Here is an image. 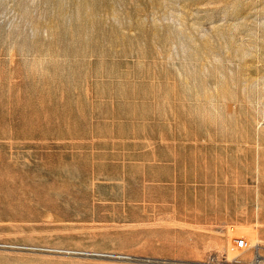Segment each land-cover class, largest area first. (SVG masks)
<instances>
[{
	"label": "rangeland",
	"instance_id": "1",
	"mask_svg": "<svg viewBox=\"0 0 264 264\" xmlns=\"http://www.w3.org/2000/svg\"><path fill=\"white\" fill-rule=\"evenodd\" d=\"M8 56L16 146L0 149V264L250 261L223 229L212 247L187 243L160 219L154 181L124 188L137 175L121 169L152 160L136 139L158 125H174L175 156L191 136L221 160L256 139L264 0H0V70Z\"/></svg>",
	"mask_w": 264,
	"mask_h": 264
},
{
	"label": "crops",
	"instance_id": "2",
	"mask_svg": "<svg viewBox=\"0 0 264 264\" xmlns=\"http://www.w3.org/2000/svg\"><path fill=\"white\" fill-rule=\"evenodd\" d=\"M1 64L4 66V61ZM9 67L8 56L7 69L0 70V149L16 146L14 79ZM173 128L171 123L158 125L157 132L161 133L154 138L136 139L137 143H153L152 151L140 150L144 156L152 152L153 157L151 161L146 157L125 161L127 165L121 170L137 176L135 183L131 179L121 186L144 189L147 180L152 179L161 190V210L168 212L160 219L184 230L187 243L212 247L218 243L213 236L215 229H223L230 243L229 229H247L250 235H257V242L264 248V129L258 128L256 139L248 141L249 147L243 150L227 147L226 160H221L217 146L209 151L206 139L194 141L192 136L185 138L184 155L175 156ZM240 157L244 161H239ZM199 254L188 259L203 258ZM247 254L251 260L252 251Z\"/></svg>",
	"mask_w": 264,
	"mask_h": 264
},
{
	"label": "built area",
	"instance_id": "3",
	"mask_svg": "<svg viewBox=\"0 0 264 264\" xmlns=\"http://www.w3.org/2000/svg\"><path fill=\"white\" fill-rule=\"evenodd\" d=\"M231 232H235L234 229ZM230 250L232 253L239 255L252 251V259L247 263L234 261H219L212 257L207 264H264V248L258 242L252 243L246 237L235 235L230 238Z\"/></svg>",
	"mask_w": 264,
	"mask_h": 264
},
{
	"label": "water",
	"instance_id": "4",
	"mask_svg": "<svg viewBox=\"0 0 264 264\" xmlns=\"http://www.w3.org/2000/svg\"><path fill=\"white\" fill-rule=\"evenodd\" d=\"M153 263H158V264H161L160 261H155ZM163 264H166V262H162Z\"/></svg>",
	"mask_w": 264,
	"mask_h": 264
}]
</instances>
